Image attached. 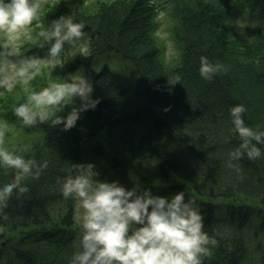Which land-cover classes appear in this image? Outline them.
<instances>
[{
  "label": "trees",
  "instance_id": "obj_1",
  "mask_svg": "<svg viewBox=\"0 0 264 264\" xmlns=\"http://www.w3.org/2000/svg\"><path fill=\"white\" fill-rule=\"evenodd\" d=\"M160 11L178 46L172 58L158 33ZM61 13L83 21L91 55L70 57L53 77L87 76L105 55L118 70L106 84L89 79L100 103L68 131L19 125L11 106L27 90L0 94V117L13 135L17 127L32 134L28 145L22 137L8 145L49 162L0 210V264H68L77 226L60 178L86 162L128 187L138 181L154 194L183 190L218 240L203 264H264V158L228 163L240 143L230 131V107L244 104L245 122L264 127V0H48L40 20ZM45 49L34 40L25 54ZM201 56L223 66L211 80L200 76ZM48 82L45 67L32 85ZM11 175L0 168V182Z\"/></svg>",
  "mask_w": 264,
  "mask_h": 264
},
{
  "label": "clouds",
  "instance_id": "obj_2",
  "mask_svg": "<svg viewBox=\"0 0 264 264\" xmlns=\"http://www.w3.org/2000/svg\"><path fill=\"white\" fill-rule=\"evenodd\" d=\"M48 0H0V94L27 90L26 98L11 106L21 126L47 124L68 131L81 114L100 103L93 97L94 85L83 73L54 78L70 57L91 55L83 21L63 13L46 24L40 18ZM46 45L45 54H25L34 41ZM47 67L49 82L34 88V78ZM223 66L200 57V76L211 80ZM179 82V78L174 85ZM247 108L230 107V131L239 138L229 153V166L243 157L264 158V127L245 122ZM8 125L0 122V168L10 169V179L0 182V210L14 191L26 192L25 181L39 178L49 162L26 158L25 149L5 142ZM65 199L74 202L77 226L75 250L68 264H203L217 245L216 236L205 231L199 207L185 192L160 195L134 181L131 187L118 179L101 178L94 162L73 163L60 178Z\"/></svg>",
  "mask_w": 264,
  "mask_h": 264
},
{
  "label": "rangeland",
  "instance_id": "obj_3",
  "mask_svg": "<svg viewBox=\"0 0 264 264\" xmlns=\"http://www.w3.org/2000/svg\"><path fill=\"white\" fill-rule=\"evenodd\" d=\"M158 21H159V26H158V33L163 37L164 42H165V56L172 58L174 55L178 53V46L175 42V40L171 37V33L168 30V26L170 23L169 18L164 14V11H160L158 15ZM116 60L114 57H109V56H103L102 59L100 60L99 64L95 66L93 69L88 71L87 78L88 79H96L99 83H108L112 78H115L116 75L115 73L117 72L118 68L115 69L116 65ZM167 63H172L169 61H166ZM108 63V65L104 68L103 66ZM82 75V74H80ZM92 81V80H91ZM0 122H6L8 127L9 123L4 120L3 118L0 117ZM17 127V126H16ZM14 128L10 127L7 128L6 130V135H5V142L7 144L12 143V140H18L21 137L26 138L27 145L29 141H32L31 137L32 134L30 133H25L24 131H17L15 135H13ZM9 132V133H8Z\"/></svg>",
  "mask_w": 264,
  "mask_h": 264
}]
</instances>
